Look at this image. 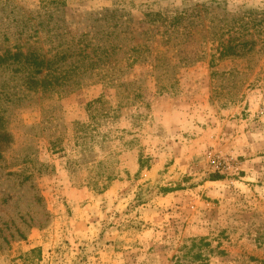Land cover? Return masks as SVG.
Instances as JSON below:
<instances>
[{
    "label": "rangeland",
    "instance_id": "374dc122",
    "mask_svg": "<svg viewBox=\"0 0 264 264\" xmlns=\"http://www.w3.org/2000/svg\"><path fill=\"white\" fill-rule=\"evenodd\" d=\"M3 56L0 264H264V0H0Z\"/></svg>",
    "mask_w": 264,
    "mask_h": 264
},
{
    "label": "trees",
    "instance_id": "16d2710c",
    "mask_svg": "<svg viewBox=\"0 0 264 264\" xmlns=\"http://www.w3.org/2000/svg\"><path fill=\"white\" fill-rule=\"evenodd\" d=\"M243 22H244V20L242 21V23ZM245 24H248V23H245ZM232 25H235V23ZM258 26H260V25L258 24ZM217 46H218L217 52L219 53V56L224 57L229 52L234 53V55L238 54L239 52L251 53L254 50L255 42L252 40L243 41V42L229 41L227 44H224L222 41L219 40L217 43ZM17 55H18V57H21V54H17ZM17 55H16V57H17ZM4 57L5 56L0 57V67L7 66L8 64L11 65L9 63V60L7 58H4ZM21 64L22 65H20V66L23 68V70H34V69L39 70V68H43L46 63L44 61V58L41 55H36L34 57L26 58V62L21 63ZM39 74L40 73H36V75H37L36 77L29 75L28 77L23 79V84L28 90H34V92L37 91L38 89H41L43 92L56 91L58 89H63L66 87H70V86H74V85L79 84V81H75L73 79H69L66 77L61 78V77H55V76H51L49 78H43L39 81L38 80ZM102 104H103L102 101H97L93 105H90L89 107L92 109V107L94 105L102 106ZM81 132H82V129H81ZM78 139H79V141H81V145H82V140L84 141L85 137L81 136V137H78ZM98 176H99V179L95 180L94 184L96 185L95 187L98 188L99 192H104L107 189V185H105L102 188H100L97 185L99 180L105 179V181L109 184V183L115 181L117 178L112 173L110 175H104V173H103V174H100Z\"/></svg>",
    "mask_w": 264,
    "mask_h": 264
}]
</instances>
